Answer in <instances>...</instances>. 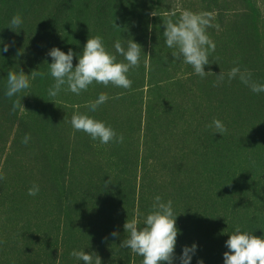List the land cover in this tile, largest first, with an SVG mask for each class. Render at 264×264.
<instances>
[{"label":"trees","instance_id":"1","mask_svg":"<svg viewBox=\"0 0 264 264\" xmlns=\"http://www.w3.org/2000/svg\"><path fill=\"white\" fill-rule=\"evenodd\" d=\"M258 2L189 3L188 10L212 14L206 31L216 48L202 78L165 43L163 22L181 11L156 0H0V49L10 45L0 51V264H83L73 250L96 253L102 264H142L119 246L127 238L123 225L135 217L143 226L157 195L171 200L177 215L173 264L194 243L191 264H224L237 225L264 238V92H253L239 75L228 78L238 67L264 84ZM17 13L23 24L12 30ZM96 35L112 53L118 39L142 46L140 66L128 73L132 87L93 83L79 95L62 89L49 96V50L71 49L75 67ZM10 70L45 73L18 94L25 109L15 113L17 97L5 96ZM100 93L109 99L93 112L88 104ZM77 112L111 126L123 143L104 145L75 131L70 120ZM213 119L225 134L209 127ZM33 184L36 196L28 195Z\"/></svg>","mask_w":264,"mask_h":264},{"label":"clouds","instance_id":"2","mask_svg":"<svg viewBox=\"0 0 264 264\" xmlns=\"http://www.w3.org/2000/svg\"><path fill=\"white\" fill-rule=\"evenodd\" d=\"M151 15L156 16L155 12ZM174 16L176 14L172 13L163 22L165 43L169 48L175 49L172 52L175 59L182 57L183 62L191 65L195 74L203 78L208 73L205 71V65L209 64V55L216 48L206 31L212 26V14L209 12L195 13L186 9L179 14L177 19H173ZM22 24V16L17 13L11 18L9 28L18 29ZM216 27L219 28V25ZM9 47V44H4L0 51L6 53ZM114 49L115 53L109 52L104 45L103 38L99 35L89 37L75 67L73 58L76 54L71 49L67 53L57 47L50 49L48 55L52 58V63L48 64L49 73L55 82L48 89V95L55 97L62 89L79 95L82 91H87L93 83L105 87L112 85L130 89L133 81L128 73L131 69L140 66L142 46L133 39H129L125 47L118 39L114 43ZM117 55L122 56L123 61H118ZM44 75L45 73L37 70H33L30 74H25L23 70L8 72L5 96L9 99L17 97L12 102V113L23 107L22 97L18 94L30 87L31 80ZM237 75L243 83L250 84L253 92H264V84L251 82V74L246 71L241 72L238 67L231 69L228 78L231 80ZM223 79L224 75L220 73L218 81H223ZM108 99L106 93H100L95 101L89 102L88 107L94 112ZM70 123L75 131H82L92 140H98L104 145L124 141L122 134L118 135L111 126L87 114L74 113ZM209 127H214L215 133L221 135L227 132L226 126L219 119H213ZM30 139V134H26L22 143L27 144ZM4 179L5 175L0 171V180ZM39 190V186L33 184L28 189V195L36 196ZM176 218L173 202L171 200L164 202L157 195L154 197L151 210L144 217L143 226L135 217L126 220L123 228L127 233V238L123 239L119 246L130 249L132 253L142 257V264H173L176 259L175 247L179 234ZM111 236L118 237L119 233L113 231ZM226 247L228 251L223 254L224 264H264V238L253 235V232L242 231L239 225L235 226L234 231L229 234ZM196 250L195 243L190 247L184 246L179 257L180 264H191ZM70 255L83 261V264H102L101 258L96 253L93 255L83 250H73ZM197 264H203V261L199 260Z\"/></svg>","mask_w":264,"mask_h":264},{"label":"rangeland","instance_id":"3","mask_svg":"<svg viewBox=\"0 0 264 264\" xmlns=\"http://www.w3.org/2000/svg\"><path fill=\"white\" fill-rule=\"evenodd\" d=\"M258 1L259 2L257 4V6L259 8L262 7V12L264 13V0H258ZM156 2L158 3L157 6L160 5V7H162V8L170 7L171 9H176L175 12L177 10H180L182 12L183 10L190 9L191 6L189 7L188 5H189V3L192 2V0H163L162 3H160V0H156ZM157 6H155V7H157ZM196 9L197 8H193V12L198 11ZM82 92H84V91H82Z\"/></svg>","mask_w":264,"mask_h":264}]
</instances>
